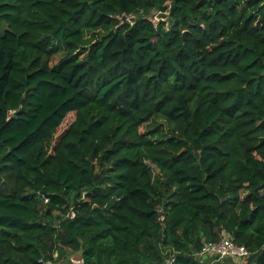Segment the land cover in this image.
I'll list each match as a JSON object with an SVG mask.
<instances>
[{
  "label": "trees",
  "instance_id": "16d2710c",
  "mask_svg": "<svg viewBox=\"0 0 264 264\" xmlns=\"http://www.w3.org/2000/svg\"><path fill=\"white\" fill-rule=\"evenodd\" d=\"M74 257L264 264V0H0V264Z\"/></svg>",
  "mask_w": 264,
  "mask_h": 264
},
{
  "label": "built area",
  "instance_id": "2783aa9c",
  "mask_svg": "<svg viewBox=\"0 0 264 264\" xmlns=\"http://www.w3.org/2000/svg\"><path fill=\"white\" fill-rule=\"evenodd\" d=\"M48 201L49 199L45 197V202ZM200 254L218 256L220 259L233 258L239 260L248 257L250 252L245 246L236 244L229 235H224L217 242H206ZM75 260L80 261V264L83 263L82 259L73 258L74 263Z\"/></svg>",
  "mask_w": 264,
  "mask_h": 264
},
{
  "label": "rangeland",
  "instance_id": "374dc122",
  "mask_svg": "<svg viewBox=\"0 0 264 264\" xmlns=\"http://www.w3.org/2000/svg\"><path fill=\"white\" fill-rule=\"evenodd\" d=\"M152 18L155 20V22H157L158 17L156 14ZM74 119H75V113L72 112L66 117V119L63 122V125L59 128L57 136L62 134L71 125V123L74 121ZM155 171L157 172V170H155ZM74 258H76V257H74ZM80 263H81L80 261L75 260V264H80ZM58 264H61V263L58 262Z\"/></svg>",
  "mask_w": 264,
  "mask_h": 264
},
{
  "label": "water",
  "instance_id": "95a60500",
  "mask_svg": "<svg viewBox=\"0 0 264 264\" xmlns=\"http://www.w3.org/2000/svg\"><path fill=\"white\" fill-rule=\"evenodd\" d=\"M174 264V263H173Z\"/></svg>",
  "mask_w": 264,
  "mask_h": 264
}]
</instances>
